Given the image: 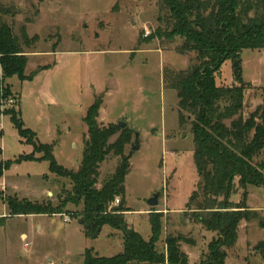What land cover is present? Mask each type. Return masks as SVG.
<instances>
[{"label": "rangeland", "instance_id": "374dc122", "mask_svg": "<svg viewBox=\"0 0 264 264\" xmlns=\"http://www.w3.org/2000/svg\"><path fill=\"white\" fill-rule=\"evenodd\" d=\"M0 3L14 11L4 18L16 36H21L25 27L28 36L36 38L27 45L21 37L29 57L25 74L30 78H7L0 66L5 95L15 99L14 109L24 128L34 132L37 141L52 145L59 164L78 170L88 135L84 119L95 98L101 96L105 108L99 114L101 125L116 124L124 118L126 128L134 132L125 146L131 165L125 178L129 225L149 240L153 232L150 213L161 212L163 232L158 249L166 251V237L181 234L182 249L190 264L205 263L209 243L218 232L199 221L205 213L197 207L204 197L198 191L201 180L194 163L191 126L180 129L177 92L163 82L166 68L185 70L197 53L180 54V38L173 42L158 37L146 40L158 27H167L159 19L164 15L161 0ZM241 60L242 79L249 83L243 111L248 117L264 103V50L244 49ZM234 73V64L226 60L216 75L217 83L235 84ZM0 124V162L8 163L0 178V192L22 201L49 202L56 208L58 196L64 189H72V183L55 174L46 159L18 161L22 155L34 154V147L19 134L9 113L0 116ZM137 132L139 149L134 150ZM122 159L110 154L101 164L99 188ZM253 162L264 163V150ZM235 186L230 199L238 204L243 202L244 191L238 177ZM194 191L199 195L188 206ZM156 192H161L159 204L151 207L148 202ZM248 195L246 204L258 216L240 222L238 241L227 249L225 264H264V249L258 246L264 241V188L249 186ZM82 210V204H70L57 213H9L0 227V264H84L88 250L103 257L123 253L124 232L106 224L94 236L90 225L81 222ZM3 213L5 202L0 200Z\"/></svg>", "mask_w": 264, "mask_h": 264}, {"label": "trees", "instance_id": "16d2710c", "mask_svg": "<svg viewBox=\"0 0 264 264\" xmlns=\"http://www.w3.org/2000/svg\"><path fill=\"white\" fill-rule=\"evenodd\" d=\"M164 15L159 19L167 27H158L154 37L182 43L177 47L180 54L195 51L197 56L185 70L166 68L163 82L175 89L179 98L180 129L187 124L195 142L194 163L200 177L199 190L204 201L197 209L202 214L200 223L209 230L218 232V237L209 243V255L203 264H225L227 249L238 241L239 224L251 220L258 212L247 206L248 187L264 188V163L253 159L264 150V103L245 117V91L249 83L242 79L241 53L244 49L264 50V0H161ZM14 15L12 8L0 3V66L7 78L18 75L27 78L25 67L29 57L21 37L30 45L36 38L28 36L26 28L16 36L13 27L4 16ZM231 60L235 70V84L220 85L216 75L223 63ZM104 100L101 96L88 108L85 123L87 133L81 167L68 170L56 160L52 145L36 140V134L24 128L23 120L14 108L6 112L13 119L19 134L34 147V154L22 155L18 161L46 159L51 170L69 179L72 189H64L58 196L59 204L32 203L16 196L0 192L11 215L50 214L61 212L70 204L83 205L81 216L92 231L109 224L124 232V251L114 256H98L91 250L85 253L84 264H190L183 251L181 234L165 239L166 251L157 247L162 235L163 214L152 211V237L146 240L127 221L126 175L131 170L130 156L125 155V146L132 141L133 130L124 128L119 132L114 124L101 125L99 114ZM227 121H230L227 124ZM0 136H2L0 134ZM43 153L37 157L35 153ZM122 156L115 172L98 187L101 164L110 155ZM8 163L0 162V178ZM237 177L244 189L243 202L231 201ZM191 195L188 206L198 197ZM122 198L115 205L116 199ZM60 210V211H58ZM4 226L5 217L1 218ZM264 249V241L259 243Z\"/></svg>", "mask_w": 264, "mask_h": 264}, {"label": "water", "instance_id": "95a60500", "mask_svg": "<svg viewBox=\"0 0 264 264\" xmlns=\"http://www.w3.org/2000/svg\"><path fill=\"white\" fill-rule=\"evenodd\" d=\"M127 126H128V122L126 120H120L118 123L114 124L115 130L118 132L120 130L126 128ZM139 135H140V133L137 132L135 144L132 146V148L134 150L139 149ZM160 195H161V192H156L154 195H152V197L149 199V202H148L151 207H155L156 205L159 204V200H160L159 196ZM81 222L84 223L85 222L84 219H81ZM90 227H91V229H93L91 225H90ZM101 229H102V227H98L95 231H93V232H95L94 236H98Z\"/></svg>", "mask_w": 264, "mask_h": 264}, {"label": "built area", "instance_id": "2783aa9c", "mask_svg": "<svg viewBox=\"0 0 264 264\" xmlns=\"http://www.w3.org/2000/svg\"><path fill=\"white\" fill-rule=\"evenodd\" d=\"M147 35H149V31H146ZM0 116L5 115L8 109L15 107V99L10 95L6 96L5 88L3 86V72H0ZM3 124H0V131H2ZM120 203V199H116L115 204L118 205Z\"/></svg>", "mask_w": 264, "mask_h": 264}, {"label": "crops", "instance_id": "0c3cea01", "mask_svg": "<svg viewBox=\"0 0 264 264\" xmlns=\"http://www.w3.org/2000/svg\"><path fill=\"white\" fill-rule=\"evenodd\" d=\"M103 109L105 110L104 106L101 107V111H102ZM123 119H124V118H123ZM123 119H121V120H123ZM124 120H126V119H124ZM110 122H111V121H110ZM5 209H6V213L0 214V218H2V217H7V216L10 215L6 203H5ZM126 215H128V212L126 213ZM27 234H28V233H27Z\"/></svg>", "mask_w": 264, "mask_h": 264}]
</instances>
